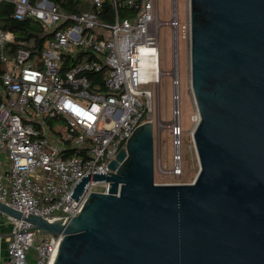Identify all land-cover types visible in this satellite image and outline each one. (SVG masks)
<instances>
[{"label": "water", "instance_id": "1", "mask_svg": "<svg viewBox=\"0 0 264 264\" xmlns=\"http://www.w3.org/2000/svg\"><path fill=\"white\" fill-rule=\"evenodd\" d=\"M190 86L198 114L192 183H154L153 127L135 128L108 182L72 218L0 211L60 235L51 264H264V0H189Z\"/></svg>", "mask_w": 264, "mask_h": 264}, {"label": "built area", "instance_id": "2", "mask_svg": "<svg viewBox=\"0 0 264 264\" xmlns=\"http://www.w3.org/2000/svg\"><path fill=\"white\" fill-rule=\"evenodd\" d=\"M60 1L71 0H0L13 4L14 20L34 19L50 33L37 68L26 43L0 29L6 66L0 75V203L48 222L75 217L90 193L107 194L108 182L88 179L76 202L69 197L82 177L109 173L135 128L150 121L154 86L167 74L159 67V28L171 29L176 54L179 33L188 49L190 43L189 21L180 23L176 2L163 22L157 0H110L114 11L107 22L100 19L107 0H82V12L63 10ZM119 2L129 10L125 17ZM8 43L17 45L12 63L3 51ZM172 131L179 135V127ZM162 172L180 177L178 150L172 168ZM0 215L12 228L0 264L52 263L60 235Z\"/></svg>", "mask_w": 264, "mask_h": 264}, {"label": "rangeland", "instance_id": "3", "mask_svg": "<svg viewBox=\"0 0 264 264\" xmlns=\"http://www.w3.org/2000/svg\"><path fill=\"white\" fill-rule=\"evenodd\" d=\"M171 3L173 6L176 4L180 23L186 25L189 21V0H157L160 21L166 22L170 19ZM172 42L171 29L161 26L158 31L159 67L167 74H163L158 84L154 86L155 96L150 114L153 127L154 183L189 184L193 182L199 169L192 140V131L198 122V114L189 84V49L180 33L177 54ZM175 54L177 66L174 63ZM176 78L178 85L174 84ZM173 127L180 129L177 137L173 136ZM178 143L179 145H176ZM177 150L181 157L182 172L180 177L173 179L162 170L172 168V157ZM32 254L31 251V259Z\"/></svg>", "mask_w": 264, "mask_h": 264}, {"label": "trees", "instance_id": "4", "mask_svg": "<svg viewBox=\"0 0 264 264\" xmlns=\"http://www.w3.org/2000/svg\"><path fill=\"white\" fill-rule=\"evenodd\" d=\"M63 10H73L74 12H82L86 10L83 7L82 0L60 1ZM117 10L121 17H125L129 14V10L125 3L119 2L117 4ZM114 7L110 0H107L103 7L100 19L102 21L110 22L113 18ZM13 12V4L9 2H3L0 4V29L3 31L12 32L16 41H24L27 45V49L30 53V60L34 67L39 68V56L43 44L49 39L50 33L39 22L34 19H25L23 21L14 20L11 17ZM17 45L15 43H8L5 45L4 53L9 56L10 60L13 59ZM80 59V57H79ZM78 59V60H79ZM77 60V61H78ZM67 62V58H65ZM6 66L0 61V75L4 74ZM2 101V86L0 81V103ZM180 130V129H179ZM180 133V131H179ZM182 163V162H181ZM182 172V165H181Z\"/></svg>", "mask_w": 264, "mask_h": 264}, {"label": "crops", "instance_id": "5", "mask_svg": "<svg viewBox=\"0 0 264 264\" xmlns=\"http://www.w3.org/2000/svg\"><path fill=\"white\" fill-rule=\"evenodd\" d=\"M8 57V62L12 63L14 57L12 60H10L9 56ZM11 225L6 222L5 217L0 215V263L5 261L6 259V249H7V239L11 235Z\"/></svg>", "mask_w": 264, "mask_h": 264}, {"label": "bare ground", "instance_id": "6", "mask_svg": "<svg viewBox=\"0 0 264 264\" xmlns=\"http://www.w3.org/2000/svg\"><path fill=\"white\" fill-rule=\"evenodd\" d=\"M158 80H159V76H158ZM189 84H190V82H189ZM190 90H191V86H190ZM175 106H177V102L176 101H175ZM175 120H176V118H175ZM193 131H194V129H193ZM193 131H192V133H193Z\"/></svg>", "mask_w": 264, "mask_h": 264}]
</instances>
